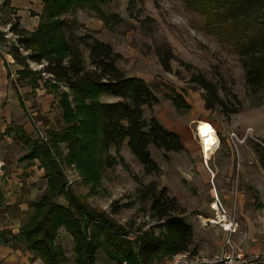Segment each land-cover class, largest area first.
<instances>
[{
	"label": "rangeland",
	"instance_id": "rangeland-1",
	"mask_svg": "<svg viewBox=\"0 0 264 264\" xmlns=\"http://www.w3.org/2000/svg\"><path fill=\"white\" fill-rule=\"evenodd\" d=\"M3 1L0 2V30L6 32L8 42L13 43L16 36L9 32L10 23L18 20L20 27L33 31L40 21L43 6L39 0L40 4L32 5L22 17L18 8L11 6L10 0L2 7ZM129 1L109 0L102 5L103 14L119 18L111 22H106L88 8H77L62 18L71 22L74 36L90 35L108 43L114 52L120 54L115 62L117 67L127 76L142 78L150 86L158 101L150 109L144 107V116H154L165 127L178 133L184 150L167 152L165 157L163 150L150 146L151 156L160 171L146 174L123 143L118 153L115 148H110L116 164L103 167L95 188L84 182L74 165L63 167L67 186L93 209L105 212L129 228L126 238L134 236L136 241L144 231L162 236L163 229L151 215L149 193L151 189L155 188L157 193L164 188L165 195L176 200L173 214L181 213L180 217L192 226V242L184 251L194 262L220 264L227 255L234 259L236 254L242 253L243 258L233 264H264V157L261 153L264 152V89L256 93L249 90L235 47L211 31L204 17L187 6L184 0H133L128 9ZM166 46L176 57L170 62V72L163 69L155 52L157 47ZM79 47L87 62L88 51L81 44ZM2 50L6 55L5 59L2 56L3 60L13 66H10L12 75L7 79L15 90V71L21 67L14 63L6 46H2ZM22 53L26 54L25 51ZM28 65L32 70L42 66L32 61H28ZM194 72L203 73L219 87L227 108L235 106L234 93L241 103L239 111L225 115L220 108L207 109L204 90L190 81ZM42 77L53 80L47 73H42ZM59 90L68 91L63 86ZM18 91L23 96L25 109L19 106L21 117L7 125L11 129L10 136L16 140L13 138L14 128L24 120L26 128L19 126L31 137L46 139V131L51 125H61L58 94L49 93L42 87L23 86L18 87ZM176 93L184 97L190 105L189 110L178 111L173 106L169 96ZM102 99L114 100L109 95H103ZM197 121H207L219 138V145L207 160L201 155L196 136ZM64 146L62 149L66 152ZM24 151L25 146L21 144L18 158ZM27 164H36L40 170L35 176L36 181L31 183L26 175L22 181L25 187L15 190L10 197L17 200L22 196L28 205L21 209L15 204L4 209V202L0 206V220L5 221L3 226L12 224L9 220H27L33 211L32 202L44 189L42 186H46L38 161ZM37 184L40 185L38 188ZM212 188L217 190L216 199L212 198ZM214 200L218 203L216 213L210 210ZM55 201L65 204L62 197ZM219 215L223 218L220 224L231 223L233 231H224L220 224L214 226L205 221L208 218L220 220ZM65 238L66 235L60 236L57 243L71 259L72 240ZM176 253L159 257L151 264H159ZM112 263L102 251L97 252L96 264ZM66 264H72V261L68 260Z\"/></svg>",
	"mask_w": 264,
	"mask_h": 264
},
{
	"label": "trees",
	"instance_id": "trees-1",
	"mask_svg": "<svg viewBox=\"0 0 264 264\" xmlns=\"http://www.w3.org/2000/svg\"><path fill=\"white\" fill-rule=\"evenodd\" d=\"M8 1L4 0L2 7L7 6ZM108 1L41 0L40 21L33 31L25 30L18 20H13L9 32L16 40L9 43L6 32L0 30V46H6L14 63L21 67L15 71L13 85L19 106L25 109L18 87H42L59 96L61 125H51L46 139L31 137L22 126L14 128L13 138L25 146L18 161L37 160L46 186L32 202L33 211L16 234L10 230L0 232L5 242L7 234L10 239H20L23 251L31 252L42 264H66L68 260L72 264H96L99 250L112 262L151 264L159 257L186 250L192 242V226L180 217L181 213L173 214L176 200L168 198L164 188L157 193L154 188L149 193L151 215L163 229L162 236L144 231L132 242L126 238L129 228L105 212L93 209L67 186L63 167L74 165L84 182L95 188L103 167L116 164L110 148L118 153L123 143L146 174L160 171L151 156L150 146L163 150L165 157L167 152L184 150L178 133L165 127L156 117L144 116V107L150 109L158 101L150 86L142 78L127 76L117 67L115 62L120 54L108 43L90 35L74 36L71 22L62 18L77 8H88L106 22L119 19L113 14H103L102 5ZM184 1L204 17L211 31L235 47L249 90L256 93L264 89V0ZM132 3L130 0L128 9ZM79 44L88 51L87 62ZM155 52L163 69L170 72V62L176 59L170 48L157 47ZM28 61L42 66L32 70ZM4 65L9 78L10 65L5 60ZM42 73L50 74L53 80L43 78ZM190 81L204 90L207 109L220 108L225 115L239 111L241 103L237 96L232 93L235 106L227 108L219 87L203 73L194 72ZM61 86L68 91L61 92ZM103 95L114 100L105 101ZM169 99L178 111L190 109L179 93L170 95ZM10 132L6 127L2 134L10 136ZM63 144L66 152H63ZM261 153L264 157V152ZM58 197L64 199V205L55 201ZM3 203L0 189V206ZM60 228L71 237V259L57 243Z\"/></svg>",
	"mask_w": 264,
	"mask_h": 264
},
{
	"label": "crops",
	"instance_id": "crops-1",
	"mask_svg": "<svg viewBox=\"0 0 264 264\" xmlns=\"http://www.w3.org/2000/svg\"><path fill=\"white\" fill-rule=\"evenodd\" d=\"M10 3L11 6L18 8V13L22 14L23 17L24 12L31 9L33 7L32 5H36V3L40 4V1L10 0ZM2 56H4V59L6 58L5 52H3L2 46H0V135L4 132L8 124H10L13 120H17L18 117H21L18 96L16 91L8 82L7 70ZM17 125H24L23 127L26 128L24 120L17 123ZM18 143L19 142L17 140H13L11 136H0V189L3 193L5 205L9 206V208H12L16 204L17 207L22 209L28 205L27 200L22 196L17 197V200H14L12 197L11 200L10 194H13L15 190H18L21 187H25L23 186L22 181L26 175L28 176L27 178L31 181V183H34L36 181L35 176L39 175L40 170L36 168V164L29 165L27 162L20 163L17 161L18 148L21 147V144ZM9 161H13V163H8ZM39 186L40 185L37 184L36 187L38 188ZM31 187L33 188L34 184L31 185ZM43 188L44 185L42 186V189ZM16 195L17 194L13 196L15 197ZM8 199H10V201H8ZM29 200H32V198ZM34 200L35 199H33V201ZM9 221H12V224L9 226H3L5 221L0 220V232L8 229L12 234H16L18 228L26 220ZM64 235H66V240L71 239V237L66 234L65 230L61 228L58 230L57 240L60 236ZM6 238L8 239L6 242L0 240V264H42L41 261L35 258L31 252L23 251L20 239H10V235L8 234L6 235Z\"/></svg>",
	"mask_w": 264,
	"mask_h": 264
},
{
	"label": "bare ground",
	"instance_id": "bare-ground-1",
	"mask_svg": "<svg viewBox=\"0 0 264 264\" xmlns=\"http://www.w3.org/2000/svg\"><path fill=\"white\" fill-rule=\"evenodd\" d=\"M197 122L198 123L196 126V136L200 144L201 155L204 157V159L207 160L210 154L214 151L215 147L219 145V138L217 136V133L213 129V127L207 121H197ZM207 170L210 171L209 168H207ZM216 191L217 190L215 188L211 189L212 198H215V199L217 198L218 195ZM217 208H218V203L216 200H214L212 202V205L210 206V210L216 213L215 210ZM219 219L220 220H216V218H208V219H205V221L216 226L220 224L221 222H223L222 215H219ZM220 226L222 227L224 231H233L231 223L224 222L220 224Z\"/></svg>",
	"mask_w": 264,
	"mask_h": 264
},
{
	"label": "built area",
	"instance_id": "built-area-1",
	"mask_svg": "<svg viewBox=\"0 0 264 264\" xmlns=\"http://www.w3.org/2000/svg\"><path fill=\"white\" fill-rule=\"evenodd\" d=\"M12 75V74H11ZM130 240L132 241H136V237L134 236H129L128 237ZM243 258V254L242 253H238L236 254L235 258L233 259L232 256H226L224 258V262H220V264H233L235 261L237 260H241ZM112 264H130L127 261H115ZM159 264H197V262H194L190 257H189V253H187L186 251L181 252V253H176L173 256L165 259L164 261H162Z\"/></svg>",
	"mask_w": 264,
	"mask_h": 264
}]
</instances>
